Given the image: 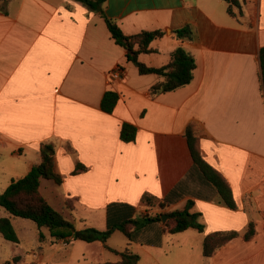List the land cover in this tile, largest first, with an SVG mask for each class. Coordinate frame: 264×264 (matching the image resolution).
<instances>
[{
    "label": "crops",
    "instance_id": "crops-1",
    "mask_svg": "<svg viewBox=\"0 0 264 264\" xmlns=\"http://www.w3.org/2000/svg\"><path fill=\"white\" fill-rule=\"evenodd\" d=\"M239 2L229 15L225 0H106L100 12L73 0L0 1V192L27 175L40 161L41 145L49 144L62 182L40 179L39 192L76 230L105 231L139 220L140 210L152 209L145 197L158 213L191 204L189 212L199 215L203 232L169 234L161 221L135 229L122 247L107 241L118 252L129 244L136 264H264V0ZM104 18L127 36L163 31L150 44L154 52L138 61L159 68L182 47L195 62L192 81L152 97L149 89L161 78L138 73ZM185 26L191 40L175 36ZM107 91L118 95L111 113L101 109ZM123 124L136 128L134 141H121ZM188 127L203 160L227 182L235 209L220 202L195 167ZM77 164L86 169L74 174ZM15 219L14 244L29 232L36 249L15 247L9 260L0 248V264L13 258L14 264L113 260L98 241L58 239L56 247L49 232L44 236L26 219ZM250 224L253 234L245 239ZM215 232L237 236L204 257V237Z\"/></svg>",
    "mask_w": 264,
    "mask_h": 264
},
{
    "label": "trees",
    "instance_id": "trees-1",
    "mask_svg": "<svg viewBox=\"0 0 264 264\" xmlns=\"http://www.w3.org/2000/svg\"><path fill=\"white\" fill-rule=\"evenodd\" d=\"M4 1V0H0ZM86 6L90 11L100 12L102 4L106 0H73ZM228 4L227 13L234 15V7L240 9L239 0H225ZM107 30L114 40L115 44L126 51V59L131 62L138 70L140 75H157L161 79L152 85L149 89L152 97L162 93H168L188 85L193 79L195 62L182 47L176 48L170 54L169 62L159 68L148 67L138 61V55L149 54L154 52L150 44L164 36L161 30L143 31L135 35L127 36L112 20L104 18ZM175 36L180 40H191L193 31L189 26H185L175 31ZM259 60L261 68V82L264 87V47L259 51ZM118 95L115 92L107 91L101 100V109L104 112L111 113L117 103ZM136 128L130 124H123L120 129V139L123 142H132L135 139ZM187 143L195 167L199 170L203 178L210 183L219 196L220 202L229 209H235V202L231 190L225 179L209 166L202 158L198 146V140L191 127L186 130ZM71 149L69 148V151ZM40 161L34 165L27 175L20 179L12 180L6 189L0 192V208L6 213L7 217L0 218V234L6 241L18 243L17 234L11 224L10 218L26 219L33 222L38 229L46 228L50 231L51 236L55 239H61L68 242L83 241L92 243L98 241L102 243L105 249L119 256L116 262H105L98 264H136L139 257L133 254L128 248L118 252L107 246L111 234L114 230L120 231L129 241L135 229L143 227L148 223L161 222V215L154 217H145L139 220H126L115 227H109L105 231L93 228L76 230L73 225L63 216L53 209L39 192L40 179L54 181L57 185L62 182V177L55 171L54 149L49 144L41 145L39 149ZM86 168L77 164L74 174L84 171ZM144 201L147 206H154L155 202L145 197ZM159 208H163L161 204ZM191 204L184 209L174 210L165 215L168 219L163 225V230L169 234L183 232L189 228L203 232L204 227L197 222L198 214L190 213ZM253 234V228L250 224L244 235L249 239ZM237 236L235 232H215L207 234L204 237L202 245V254L204 257H211L215 251L227 241ZM42 236H39L41 239ZM18 260L13 258L4 264H14Z\"/></svg>",
    "mask_w": 264,
    "mask_h": 264
},
{
    "label": "rangeland",
    "instance_id": "rangeland-1",
    "mask_svg": "<svg viewBox=\"0 0 264 264\" xmlns=\"http://www.w3.org/2000/svg\"><path fill=\"white\" fill-rule=\"evenodd\" d=\"M155 210H157V208H156L155 205L152 206V209H142V210L139 211V217L140 218H145V217H154L157 214H167V213H158ZM0 212H3V209L0 208ZM15 220H17L16 222H20L23 219H19L18 218V219H15ZM25 222L27 224H29L31 230H33V231L37 230V227H36L35 224H33L32 222H30L28 220H25ZM17 224L18 223L15 224L16 227H17ZM84 229H87V228H84ZM93 229H95V228H93ZM41 230H42L44 236H47L48 235V232L50 233V231L48 229H46V228H42ZM50 236H51V233H50ZM52 238L54 239V242H53L54 244L53 245L56 246V247H58L59 246L58 245V239H55L54 237H52ZM39 241H40V239H39ZM124 242H127L128 243L129 241L119 231H115V233L111 235V237H110V239L108 241V244L111 245L112 247L118 248V247H122V244ZM80 244H85V243L77 242V245H80ZM132 244H134V243H132ZM133 246H134V248H137L136 245H133ZM15 247H19V248L23 249L24 251H26L27 253H30L32 250H35L36 249V246H35L32 238H31L29 232H27V234H22V240L19 243V245H16V244H14L12 242L5 241L0 236V248H3V254H2V258L3 259H9L10 260L11 257H12V255H13V253H14V251H15ZM126 247L130 250L129 244H127ZM105 254H107V256H109L110 259H113V260L115 259L116 261L119 260V256L118 255H115L114 253H108V252H106ZM156 256L158 257V255H156ZM98 257L99 256L97 254V259H100V257L99 258ZM172 258L173 257L170 256L167 259L168 262L169 261L172 262ZM28 259H29V257H28ZM113 260H108V261L112 262Z\"/></svg>",
    "mask_w": 264,
    "mask_h": 264
},
{
    "label": "water",
    "instance_id": "water-1",
    "mask_svg": "<svg viewBox=\"0 0 264 264\" xmlns=\"http://www.w3.org/2000/svg\"><path fill=\"white\" fill-rule=\"evenodd\" d=\"M168 219L167 215H161V221L165 223V221Z\"/></svg>",
    "mask_w": 264,
    "mask_h": 264
},
{
    "label": "built area",
    "instance_id": "built-area-1",
    "mask_svg": "<svg viewBox=\"0 0 264 264\" xmlns=\"http://www.w3.org/2000/svg\"><path fill=\"white\" fill-rule=\"evenodd\" d=\"M118 69L117 70H115L114 72H113V75L115 76V77H118Z\"/></svg>",
    "mask_w": 264,
    "mask_h": 264
}]
</instances>
